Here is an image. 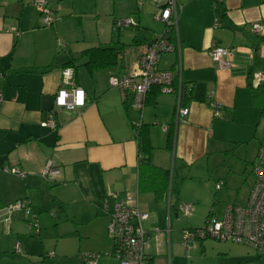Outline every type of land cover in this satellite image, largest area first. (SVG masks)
Returning <instances> with one entry per match:
<instances>
[{"label":"crops","instance_id":"crops-1","mask_svg":"<svg viewBox=\"0 0 264 264\" xmlns=\"http://www.w3.org/2000/svg\"><path fill=\"white\" fill-rule=\"evenodd\" d=\"M177 3L180 11L171 40L179 41L180 47L161 54L157 66L164 70L179 66L174 87L181 84L182 105L188 112L177 116V94L162 92L158 86L150 88L142 109L153 147L151 161L159 168L171 167L169 187L157 196L138 185L141 146L130 123L136 113L128 107L129 97L124 100L121 90L108 84L110 74L135 71L146 45L164 31V23L154 17L155 2L51 0L54 22L44 26L30 0H0V260L7 264H88L81 256L96 253V264H119L111 253L108 223L113 203L123 199L148 214L142 226L151 264L205 262V256L198 253L207 237L183 243V230L192 227L178 225L177 217L188 216L194 205L185 203L183 184L172 191L173 181L175 177L183 182L186 177L195 178L194 165L239 146L238 159L256 161L264 143V96L253 98L247 70L253 45L258 44V55L264 58V0ZM105 14L110 16L111 31L117 19L136 22L132 31H124L129 26L121 28L123 40L113 41L112 33L101 27ZM149 15L153 21L147 23ZM88 18L95 20L92 37L84 29ZM253 23H259L260 29L254 30ZM213 43L232 49L231 55L213 61L209 55ZM105 44L121 49L117 65L111 69L87 65L82 51ZM66 66L73 67L74 82L85 92L86 104L79 113L54 107ZM258 71L264 73L261 69L254 73ZM213 100L221 105L217 116L209 105ZM49 113L56 125L41 126ZM169 128L173 131L170 148ZM48 161L59 169L52 178L41 176ZM13 167L25 176L5 170ZM195 197L205 213L211 207V194ZM19 199L29 200L39 212L43 226L36 234L39 239L27 234L25 210L7 214L5 206ZM182 204H191L189 213L180 210ZM19 241L23 255L21 248L16 251ZM50 252L53 255L46 261Z\"/></svg>","mask_w":264,"mask_h":264},{"label":"built area","instance_id":"built-area-1","mask_svg":"<svg viewBox=\"0 0 264 264\" xmlns=\"http://www.w3.org/2000/svg\"><path fill=\"white\" fill-rule=\"evenodd\" d=\"M50 1L30 0V4L40 12L44 26H50L55 18L53 10L49 7ZM153 1L157 7L154 17L164 23V31L146 45L145 50L138 57L135 71L122 75L110 74L108 78L109 86L119 88L124 100L128 96L129 108L140 114L138 119L131 121L136 128L141 124L146 95L152 86H158L165 93L177 94V116H185L188 112V107L182 105L183 89L181 84L179 83L178 86L174 87L179 66L175 65L172 69L165 70L159 69L157 66L161 54L180 47L179 41L175 44L171 40L174 30L177 29L180 7L177 0ZM133 24L135 22L131 18L117 19L113 22L115 29ZM252 28L259 30L260 24L253 23ZM231 53L232 49L222 47L216 43H213L209 48V55L215 62H221L224 56L231 55ZM253 81L255 83L264 81V73L260 71L254 73ZM85 104V92L82 87L74 82L73 67H64L62 69L61 84L55 94L54 107L79 113ZM209 105L213 116H217L221 105L214 100ZM52 112L54 113V111ZM40 125L54 127L56 122L53 114L49 113ZM5 170L19 177L25 176L23 171L15 167L6 168ZM252 172L254 180L246 203L244 205L228 203L223 208L212 205L202 227L183 230L182 240L184 245L193 240L211 237L221 241L243 242L252 246L258 253L264 254V143L258 149ZM58 173L59 169L55 168L51 161H48L41 172V176L52 178ZM222 186V183H215V190L220 191ZM103 206L104 209L108 208V200L104 201ZM191 208V204L180 205V210L185 214L189 213ZM22 209L26 213L31 211L30 203L25 199H19L5 206L7 214ZM147 217L148 214L142 212L138 205L126 203L123 199H117L113 203L108 232L113 242L111 253L119 261V264H151L145 252L146 232L142 226V221ZM35 219V215L32 214V218L27 222L29 229L37 228ZM8 220L9 217L5 219V223ZM16 251H20L19 245H17ZM81 257L88 264H96V253L84 254Z\"/></svg>","mask_w":264,"mask_h":264},{"label":"rangeland","instance_id":"rangeland-1","mask_svg":"<svg viewBox=\"0 0 264 264\" xmlns=\"http://www.w3.org/2000/svg\"><path fill=\"white\" fill-rule=\"evenodd\" d=\"M124 3L127 2L125 1ZM107 8H110L109 5H107L106 9ZM104 16L106 18L100 19L101 27L106 28L107 33H112L111 39H113V41L123 40V32L132 31L131 26H129L130 28H124V31L123 29L119 30V33L118 30H113L114 28L111 31L110 20L108 19L110 16L107 14ZM145 21L147 23L152 22V16L149 15L148 20ZM84 25L85 32L88 36L92 37L96 34L94 18L86 19ZM109 36L110 34L106 37V40L108 41L110 39ZM239 151H241L240 146L227 152L215 154L209 161L204 160L201 163L194 165L195 178L186 177L184 182L182 179L177 177L174 178L172 191H174L177 186L180 188L183 184V195L184 198H187L186 200H188L185 201V203H191L194 205V209L188 216L183 214L178 215V225L184 227L190 225L192 228L203 226L209 208L203 213V211L199 209L198 201L195 196L203 199L211 194V204H209V206L216 205L218 208H223L228 203L237 205H244L246 203L247 196L254 180L252 172L254 161L245 162L244 160L238 159L237 156ZM169 171L171 172V167ZM217 182L222 183L223 185L220 191L215 190V183ZM172 198H174V195ZM27 201L29 202V200ZM30 206L31 211L27 215L29 216V220L32 217L31 213L35 215L37 228H28V231L31 233L27 232V234L33 239H39L40 237H38V235L39 232L43 230V226L39 222V218H37L39 212L33 209L31 203ZM37 212L38 214H36ZM51 212L54 213V210H51L49 213ZM42 213L45 212H40V214ZM27 215H25L26 218H28ZM36 234L38 235L36 236ZM48 243H51V239ZM201 243L203 249L202 251L200 250V253L198 254L200 256H205V262L203 264H264V256L259 255L251 247L245 244L231 241L224 242L211 237L205 238ZM17 244L20 245L23 255L24 248L21 245V241L17 242ZM197 252L198 251H194L192 254H196ZM13 253L16 254L15 249L13 250ZM51 255H53V252H50L44 259L46 261L50 260L48 256ZM0 264L7 263L4 260H0ZM49 264L54 263L51 262Z\"/></svg>","mask_w":264,"mask_h":264},{"label":"trees","instance_id":"trees-1","mask_svg":"<svg viewBox=\"0 0 264 264\" xmlns=\"http://www.w3.org/2000/svg\"><path fill=\"white\" fill-rule=\"evenodd\" d=\"M253 48V59L251 65H249L247 70V78L248 86L251 90L253 98H255L260 95L261 97L264 96V81L259 83H255L253 81L254 72L259 69L264 70V58H261L258 55V44L253 45ZM120 50L121 49L116 48L110 44H105L89 47L87 49H84L82 53L87 57L86 64L90 67L96 69H111L114 68L118 63V55ZM133 112L136 113V117L130 119L131 121L138 119L140 115L136 111ZM130 123L135 128V130H137V135L140 138L139 142L141 146V157H139L138 161V185L141 188H150L155 192L157 196H160L165 191H167L169 187L170 172L167 169L155 166L151 161L153 147L149 139L148 126L143 123L142 119L141 124L137 128L132 124V122ZM172 140L173 131L169 128L167 132V147L170 148Z\"/></svg>","mask_w":264,"mask_h":264}]
</instances>
